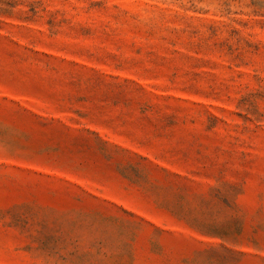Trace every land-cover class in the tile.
I'll list each match as a JSON object with an SVG mask.
<instances>
[{
    "label": "rangeland",
    "instance_id": "obj_1",
    "mask_svg": "<svg viewBox=\"0 0 264 264\" xmlns=\"http://www.w3.org/2000/svg\"><path fill=\"white\" fill-rule=\"evenodd\" d=\"M0 264H264V0H0Z\"/></svg>",
    "mask_w": 264,
    "mask_h": 264
}]
</instances>
